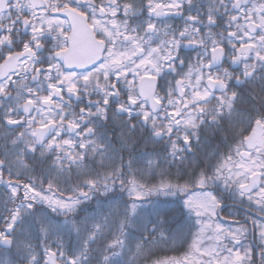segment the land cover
I'll list each match as a JSON object with an SVG mask.
<instances>
[{
	"label": "snow or ice",
	"instance_id": "1",
	"mask_svg": "<svg viewBox=\"0 0 264 264\" xmlns=\"http://www.w3.org/2000/svg\"><path fill=\"white\" fill-rule=\"evenodd\" d=\"M0 186V264H264V0H0Z\"/></svg>",
	"mask_w": 264,
	"mask_h": 264
},
{
	"label": "flooded vegetation",
	"instance_id": "2",
	"mask_svg": "<svg viewBox=\"0 0 264 264\" xmlns=\"http://www.w3.org/2000/svg\"><path fill=\"white\" fill-rule=\"evenodd\" d=\"M146 2H147V0H145V3ZM145 16H146V14H145ZM161 19H164L165 22L167 24L171 25L174 29H182L184 27V23H185L184 19H182L179 16L169 15L168 17L161 18ZM161 27H163V25H161ZM222 30L223 29H214L213 31H222ZM184 43L186 44L187 42L185 41ZM197 51H198V49H196V48L184 47L181 49V57L188 60L191 63H195ZM223 67H225V68L229 67L228 63H224ZM168 79L171 80L172 76L170 75L168 77ZM159 83L162 84V83H164V81L161 80ZM161 94H163V93H161ZM81 106H83V105H81ZM110 135H111V132H110ZM161 148H162V145L149 143V144H147V146H145L142 142L141 146H139V151L151 152L154 150L158 151ZM201 149H202L201 152H198L196 157H192V154L188 153L187 155L189 156V159L190 160L195 159L197 161L203 160V150H204L203 145L201 146ZM185 170L191 171L192 169L186 168ZM196 170L198 171L199 169H196ZM170 171H171L172 175L170 177H167V178L171 179L173 181L176 177V174H177V168L173 167L170 169ZM5 178H7V174H5ZM160 179H161V177L159 174L156 175L155 179L152 178V180H154V183H158ZM61 188H67V185L61 184ZM2 190H3V187L0 186V191H2ZM57 195H59V193H57ZM64 195H69V193L67 191H65ZM225 196L227 197V194H225ZM248 211H250V210L247 208L246 204L241 205L238 201H233L231 198H226L224 200L223 209L218 210L219 221L222 224H224L225 227H229V226L235 227V226H237L235 221L240 220L241 223H243V218H244L246 212H248ZM253 214L259 216L258 213H253ZM247 227H249L250 229L252 228L250 223L247 225ZM248 242H252L251 233H250L249 239H248V241H246V243H248ZM255 243L258 244L259 243L258 240L255 241ZM254 259H255L256 264H261L258 247L256 249Z\"/></svg>",
	"mask_w": 264,
	"mask_h": 264
},
{
	"label": "trees",
	"instance_id": "3",
	"mask_svg": "<svg viewBox=\"0 0 264 264\" xmlns=\"http://www.w3.org/2000/svg\"><path fill=\"white\" fill-rule=\"evenodd\" d=\"M145 180L148 183H151V177L146 176ZM173 182H176V179L173 180ZM180 182H183L182 180ZM124 199H127V196H124ZM152 199H158L161 203H160V207L162 209L161 211V218H163L165 215L168 218V226H170L172 229H175L177 227L178 224L183 223L182 217H181V213H180V209L182 206V198L181 197H164V196H160V197H152ZM88 205H91L90 207ZM87 209H88V214L93 213L94 211H96L97 206L95 204V202H88L87 203ZM108 210L106 207L104 209V211ZM84 214H81V218L83 217ZM153 219H155V217H152ZM63 219V218H60ZM137 227L136 225L131 226V229H125V232H128L129 230L135 232V234L137 236L140 235L139 231H137ZM149 227H151V225H149ZM111 237H109L110 239ZM53 239H56L55 237H53ZM63 242H68L71 245L70 246H74L76 243V238H75V234H73L71 237L65 236ZM33 243H37V241H33ZM51 243V241H49V244ZM43 245H41L40 248H38V252H40V250H42ZM69 246L65 247V249H67ZM93 247H97L96 245H94ZM174 247L178 248L179 251H173L171 246H161L159 248L153 249V251L156 252V256L153 257V259L157 258V257H163L165 255L168 256H173V255H179L183 252L184 248H181L179 244H176ZM186 247V245L184 246Z\"/></svg>",
	"mask_w": 264,
	"mask_h": 264
},
{
	"label": "rangeland",
	"instance_id": "4",
	"mask_svg": "<svg viewBox=\"0 0 264 264\" xmlns=\"http://www.w3.org/2000/svg\"><path fill=\"white\" fill-rule=\"evenodd\" d=\"M37 251H38V249H37Z\"/></svg>",
	"mask_w": 264,
	"mask_h": 264
}]
</instances>
